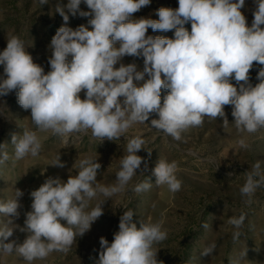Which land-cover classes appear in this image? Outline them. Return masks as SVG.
<instances>
[{"label": "clouds", "instance_id": "1", "mask_svg": "<svg viewBox=\"0 0 264 264\" xmlns=\"http://www.w3.org/2000/svg\"><path fill=\"white\" fill-rule=\"evenodd\" d=\"M40 6L49 0H38ZM85 4L88 11L81 10ZM151 0H67L54 7L64 24L51 38L48 49L50 71L34 62L26 50L28 45L18 35L9 33L7 44L0 51V97L16 92L18 104L26 111L36 130L25 129L22 135L12 134L14 156L6 144H0V165L9 159L37 157L42 142L37 131L51 132L65 138L72 134L91 136L103 142L124 137L125 154L119 159L113 184L97 181L101 164L87 156L76 165L78 174L67 181L59 176L47 177L30 192L31 211L25 213L23 227L15 221L24 192L15 190L13 198L0 202V215L7 220L0 224V252L16 254L27 264L44 260L53 252L67 253L76 237L87 233L103 215L102 205L114 196L151 189L150 180L129 188L137 170L147 162L137 153L145 150L147 141L139 135L128 136L136 124H148L165 136L181 140L190 128L202 127L205 118L220 119L223 128H233L237 143L248 150L246 135L264 129V0H254L251 26L241 9L245 0H178V7H161L159 19H133V14ZM70 15L88 18L87 25L76 29L68 25ZM190 22L191 30L185 25ZM173 31L174 37L146 35L148 29ZM125 56L143 58V69L136 63L124 64ZM260 65L254 86L250 70ZM119 64V67L116 65ZM233 80L235 83H233ZM162 90L165 94L161 97ZM84 92V99L80 93ZM225 106H231L230 123ZM264 161L257 160L243 173L239 188L245 203L251 204L257 189L264 187ZM64 168L60 154L50 164ZM178 163L158 158L152 175L157 187L166 186L175 194L182 188L177 177ZM140 174H143L141 171ZM231 175V174H230ZM103 200H100V197ZM97 200L94 207L90 202ZM133 210L119 217L118 231L111 243L99 240L97 264H163L157 259L154 245L167 239L162 221L133 222ZM246 213L232 216L233 241L243 234ZM207 230L209 225L202 223ZM25 233L23 242L10 239L14 232ZM217 248L212 242L202 249L201 257L212 256ZM248 249L229 258L228 264H242Z\"/></svg>", "mask_w": 264, "mask_h": 264}, {"label": "rangeland", "instance_id": "2", "mask_svg": "<svg viewBox=\"0 0 264 264\" xmlns=\"http://www.w3.org/2000/svg\"><path fill=\"white\" fill-rule=\"evenodd\" d=\"M58 2L67 0H49V4L40 6L38 0H0V51L6 47L9 33L18 35L28 45L27 51L34 62L44 67L45 73L50 71L48 58L51 51L48 45L59 27L64 24L62 17L55 13ZM161 7L177 8L178 0H151L149 6L133 14V19L151 18L158 20L156 14ZM81 10L88 11L85 4ZM255 9L254 0H245L241 9L250 27ZM88 18L70 15L68 25L76 29L81 24L87 25ZM190 31V22L185 25ZM146 35L174 37L173 31L162 32L148 29ZM124 64L136 63L138 70L143 69V58L125 56ZM119 67V64L116 65ZM260 65L254 62L250 70V83L254 86ZM3 66H0V77ZM233 83L235 81L233 80ZM165 94L162 90L161 97ZM84 99V92L80 93ZM231 106H225L229 122L233 121ZM30 110H24L17 102L16 92L0 97V144H6L10 157L14 156L11 144L12 134L22 135L25 129L36 130L30 118ZM158 118L153 114L151 119ZM148 124H136L129 129L127 135H139L147 141L145 150L137 154L145 159L130 181L129 188L142 181L150 180V190L135 193L126 191L108 199L102 205L103 215L91 226L82 237L77 236L76 242L65 254L53 252L44 260H35L32 264H97L99 259V240L104 237L109 243L113 234L118 231L119 217L126 210H133V222L162 221L167 229V239L154 245L158 249L157 259L163 264H228L229 258L247 247V257L242 264H264V187L257 189L251 204H246L239 188L244 184L243 173L251 170L257 161H264V129L254 134H247L250 149H242L237 143L238 136L231 127L223 128L220 119L209 121L205 118L202 127L190 128L182 133L181 140L165 136L162 131L151 128ZM42 142V151L37 157H25L22 160L9 159L0 165V202H5L15 195V190L24 192L20 199L22 207L20 217L15 221L23 227L25 213L31 211L30 192L37 189L47 177L59 176L67 181L69 175H77L78 161L87 156L98 159L101 168L98 170L97 181L104 185L115 182L119 159L125 154L126 141L121 137L117 141L105 139L99 142L89 135L72 134L65 138L54 136L51 132L37 131ZM61 156L65 167H53L50 164L57 155ZM167 158L178 163L177 177L182 181V188L175 194L166 186L157 187L152 169L158 158ZM264 167V164H262ZM143 171V174H140ZM231 174V175H230ZM103 200L101 196L99 198ZM97 200L90 202L94 207ZM246 213L242 235L233 241V226L227 223L232 216ZM7 217L0 215V224ZM202 223H207L205 230ZM26 234L18 229L10 239L23 242ZM216 242L217 248L212 256L201 257L204 247ZM0 264H27L16 254L4 255L0 252Z\"/></svg>", "mask_w": 264, "mask_h": 264}]
</instances>
